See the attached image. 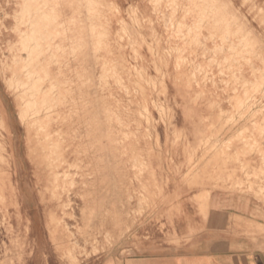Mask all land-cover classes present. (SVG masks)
<instances>
[{
    "label": "rangeland",
    "instance_id": "obj_1",
    "mask_svg": "<svg viewBox=\"0 0 264 264\" xmlns=\"http://www.w3.org/2000/svg\"><path fill=\"white\" fill-rule=\"evenodd\" d=\"M212 193L264 242V0H0V264L127 258Z\"/></svg>",
    "mask_w": 264,
    "mask_h": 264
},
{
    "label": "crops",
    "instance_id": "obj_2",
    "mask_svg": "<svg viewBox=\"0 0 264 264\" xmlns=\"http://www.w3.org/2000/svg\"><path fill=\"white\" fill-rule=\"evenodd\" d=\"M216 194L205 215L189 212L187 218L193 221L183 231L153 238L130 249L129 257L103 264H264V242L247 235L244 224L250 221L252 206Z\"/></svg>",
    "mask_w": 264,
    "mask_h": 264
},
{
    "label": "bare ground",
    "instance_id": "obj_3",
    "mask_svg": "<svg viewBox=\"0 0 264 264\" xmlns=\"http://www.w3.org/2000/svg\"><path fill=\"white\" fill-rule=\"evenodd\" d=\"M158 1V0H157ZM160 1V0H159ZM174 4V3H173ZM195 4V3H194ZM168 6H169V4H168ZM175 7H178V6H175ZM196 8V7H195ZM211 9V8H210ZM174 10V9H173ZM178 10V9H177ZM175 11V10H174ZM133 13V12H132ZM180 26V25H179ZM153 28V27H152ZM143 30V29H142ZM170 30V29H169ZM139 34H140V32H139ZM153 33H151V35H152ZM180 34V33H179ZM222 34V33H221ZM126 35V34H125ZM155 35H157V34H155ZM181 35V34H180ZM234 35V34H233ZM178 36V35H177ZM183 36V35H182ZM101 37V36H100ZM99 37V38H100ZM225 39H226V37H225ZM157 40V39H156ZM155 41V40H154ZM159 41H161V40H159ZM152 42V41H151ZM22 43H23V41H22ZM157 43V42H156ZM157 44H159V43H157ZM23 45V44H22ZM26 44H24V46H25ZM151 45V44H150ZM152 46V45H151ZM100 47V46H99ZM232 47V46H231ZM32 48H33V46H32ZM148 48V47H147ZM29 49V48H28ZM154 49V48H153ZM223 49V48H222ZM234 48H232V50H233ZM235 50V49H234ZM233 50V51H234ZM237 50V49H236ZM235 50V51H236ZM153 51V50H152ZM175 51V50H174ZM220 51V50H219ZM234 51V52H235ZM32 52H34V50L32 51ZM171 52V51H170ZM151 53V52H150ZM153 53V52H152ZM154 54V53H153ZM232 54H233V52H232ZM236 54H237V52H236ZM136 55V54H135ZM238 55V54H237ZM233 56H235V55H233ZM233 56H231V57H233ZM153 58H154V55L152 56ZM234 58V57H233ZM30 59V58H29ZM185 59V58H184ZM142 60V59H141ZM156 60V59H155ZM27 61H29V60H27ZM30 61H32V60H30ZM36 63V62H35ZM235 63V62H234ZM238 63H239V61H238ZM22 64H24V62L22 63ZM26 64V63H25ZM29 64V63H28ZM162 64V63H161ZM32 65V64H31ZM37 65V64H36ZM24 66V65H23ZM238 66V65H237ZM32 67V66H31ZM16 68H18V66H16ZM36 68V67H35ZM237 68V67H236ZM27 69V68H26ZM179 69H180V67H179ZM155 70H156V67H155ZM238 70H240V69H238ZM24 71V70H23ZM34 71V70H33ZM213 71V70H212ZM142 72V71H141ZM239 72V71H238ZM15 74V73H14ZM29 74V73H28ZM146 74V73H145ZM24 75V74H23ZM31 76V78H32V74H30ZM39 75V74H38ZM239 75H241V74H239ZM15 76V75H14ZM29 76V75H28ZM141 76V75H140ZM34 77V76H33ZM38 77V76H37ZM194 77V76H193ZM29 79V78H28ZM27 79V80H28ZM194 79H195V77H194ZM42 80V79H41ZM151 80V79H150ZM149 80V81H150ZM16 81H18V80H16ZM46 81V80H45ZM27 82H30V81H27ZM37 82V81H36ZM40 83H42V81H39ZM38 82V83H39ZM56 83H58V82H56ZM146 83H148V82H146ZM222 83V82H221ZM24 84V83H23ZM51 84V83H50ZM207 84V83H206ZM18 85H19V83H18ZM39 85V84H38ZM165 85V84H164ZM222 85V84H221ZM24 86V85H23ZM23 86H22V88H23ZM25 86H27V84L25 85ZM34 86V85H33ZM36 86V85H35ZM54 86V85H53ZM139 86V85H138ZM213 86H214V84H213ZM240 87V86H239ZM243 87V86H242ZM34 88V87H33ZM41 88V87H40ZM52 88V87H51ZM55 88V87H54ZM21 89V88H20ZM42 89V88H41ZM193 89V88H192ZM29 90H31V91H33L32 89H29ZM54 90V89H53ZM56 90V89H55ZM245 90V89H244ZM41 91V90H40ZM50 91V90H49ZM52 91V90H51ZM165 91V90H164ZM249 91V90H248ZM34 92H35V90H34ZM144 92V91H143ZM186 92V91H185ZM23 93H25V92H23ZM27 93V92H26ZM29 93V92H28ZM27 93V94H28ZM30 93H32V92H30ZM189 93V92H188ZM234 93H235V91H234ZM245 93H246V91H245ZM248 93V92H247ZM38 94V93H37ZM180 94V93H179ZM190 94V93H189ZM201 94V93H200ZM199 94V95H200ZM249 94H251V93H249ZM253 94V93H252ZM33 95H35V94H33ZM43 95H44V93H43ZM50 95H51V92H50ZM24 96H26V95H24ZM46 96V95H45ZM31 98H32V96H30ZM35 97H36V95H35ZM54 97V96H53ZM184 97V96H183ZM24 98V97H23ZM187 98V97H186ZM238 98H239V96H238ZM37 99V98H36ZM53 99V98H52ZM25 100V99H24ZM55 101V100H54ZM186 101V100H185ZM31 103V102H30ZM44 103V102H43ZM32 104V103H31ZM45 107H46V100H45ZM34 105H35V103H34ZM39 105V104H38ZM242 105V104H241ZM28 106H29V102H28ZM30 106H32V105H30ZM27 107V106H26ZM42 108H43V104H42V106H41ZM31 108V107H30ZM29 109V108H28ZM33 109H34V107H33ZM36 109V108H35ZM44 109H46V108H44ZM52 109V108H51ZM28 111L29 110H27V113H28ZM38 111V110H37ZM52 111V110H51ZM30 112V111H29ZM36 112V111H35ZM37 113V112H36ZM29 114V113H28ZM32 114H35V113H32ZM31 114V115H32ZM39 114H41V110H40V113ZM35 115H33V117H34ZM37 116V115H36ZM35 116V117H36ZM41 121V120H40ZM48 121V120H47ZM35 124V123H34ZM37 125V124H36ZM44 132V131H43ZM47 137H48V139H45V141H47L46 142V144L49 146V147H51L52 148V144H53V139H51V134L50 133H48L47 134ZM51 152H47L46 153V155L44 156L43 155V157H47V156H49V154H50ZM42 157V155L40 154V155H37L36 156V160L38 161L40 158L42 159L43 158ZM43 171L45 172V176H46V182H47V187H49V186H51V187H55V188H58L59 187V183H60V179H59V177H60V175H61V171L60 170H58V169H53V167L52 166H47L45 169H43Z\"/></svg>",
    "mask_w": 264,
    "mask_h": 264
}]
</instances>
